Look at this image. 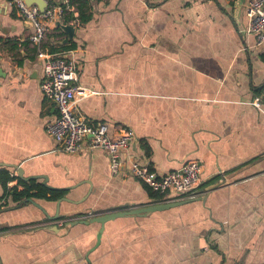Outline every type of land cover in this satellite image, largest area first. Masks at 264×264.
Instances as JSON below:
<instances>
[{"label": "crops", "instance_id": "1", "mask_svg": "<svg viewBox=\"0 0 264 264\" xmlns=\"http://www.w3.org/2000/svg\"><path fill=\"white\" fill-rule=\"evenodd\" d=\"M47 1V9L68 1L75 16L61 20L75 27L72 40L64 43L68 34L55 23L42 46L74 56L78 82L94 91L77 102L80 115L133 139L118 173L104 149H57L46 124L58 111L40 88L32 24L14 2H0V171L14 177L8 189L36 180L63 197L87 196L63 200L65 216L50 220L27 200L14 202L0 182V264H264V44L245 30L248 0H88L85 21L78 0ZM189 160L201 163L195 198L205 201L110 220L98 246L100 223L72 224L186 199L156 196L131 166L160 176ZM19 169L37 178L24 180ZM33 199L56 214V200Z\"/></svg>", "mask_w": 264, "mask_h": 264}, {"label": "built area", "instance_id": "2", "mask_svg": "<svg viewBox=\"0 0 264 264\" xmlns=\"http://www.w3.org/2000/svg\"><path fill=\"white\" fill-rule=\"evenodd\" d=\"M11 2H14L19 15L32 24L29 39L38 46V57L43 61L40 88L45 97L55 103L58 111L57 116L46 124L47 133L58 144L57 149L68 153H77L85 147L104 149L109 155L112 173H118L123 164V152L131 143L133 132L124 129L112 135L106 123L97 124L80 115L77 102L94 91L78 82L79 67L74 56L69 57L65 51L53 53L42 46L51 25L62 20L63 7H50L42 12L38 5H29L25 0ZM67 2L65 6L69 9ZM246 16V32L255 35L259 44H264V0H248ZM131 170L140 181L163 195L174 193L187 198L195 197L202 181L201 163L197 160H189L182 167L160 176L148 165L136 161L132 163Z\"/></svg>", "mask_w": 264, "mask_h": 264}, {"label": "water", "instance_id": "3", "mask_svg": "<svg viewBox=\"0 0 264 264\" xmlns=\"http://www.w3.org/2000/svg\"><path fill=\"white\" fill-rule=\"evenodd\" d=\"M6 1L11 2L12 0H6ZM25 2L29 5H32V4L38 5L42 12H44L48 6L47 0H25ZM56 23L59 27H61L63 30H65L66 33L68 34V38L64 40V43L68 42V40H72L74 32H75V27L73 25H70V24H64V23H62L61 20H58ZM18 174H19V177L23 178L24 180H28L29 178L30 179L31 178H37V176H31L28 178L24 177L22 169L18 170ZM44 184L46 185V183H44ZM207 191L209 192V190H207ZM86 198H87V196L83 197L80 200H73V199L66 197V196L63 198H60L59 200H57L58 208H57V212L54 216L49 215V213L45 210V208L42 207L39 203H37L33 198H29L27 201L36 205L40 209H42L43 212L45 213V215L50 220H53V219L56 220L58 218H62L63 216H65V215L60 214V206H61V202L63 200L78 204V203H81L82 201H84ZM195 200H204L205 201L206 199L203 197H199V198L192 197V198H186V199H182V200H173V201H168V202H161V203H157L154 205H149V206H145V207H137V208L126 209V210L125 209L119 210L123 207H118V208L112 209V211L93 216L89 220H77V221H74V223H72V224L76 225L79 222H82L85 224H90V223H94V222L100 223L101 226H100V229L97 233V243H96V246H98L101 243L102 234H103V231L105 228V224H106V222H108L110 220H114L116 218L129 216V215H131V216H147L152 212L161 211V210L169 209L172 207L180 206V205H183V204L195 201ZM93 249H91V250H93Z\"/></svg>", "mask_w": 264, "mask_h": 264}, {"label": "trees", "instance_id": "4", "mask_svg": "<svg viewBox=\"0 0 264 264\" xmlns=\"http://www.w3.org/2000/svg\"><path fill=\"white\" fill-rule=\"evenodd\" d=\"M71 4V1H70ZM64 9V22L69 23L75 19L74 13L69 12L68 9H66L65 6H62ZM75 7L77 8L79 12V17L81 21H85L87 17V12L90 10V5L88 0H78L75 2ZM74 47V46H73ZM53 53H57V49H49ZM13 176L10 175L8 171H0V182L4 186L6 193L12 194L13 201L17 204H21L25 200H28L29 198H44L49 199L53 201H57L60 198H62L65 195L64 191L60 190H53L49 189L46 186L38 183L36 180L31 181H23L20 180L22 188L13 187L12 189H8V182L13 180ZM158 197H163V194H160L158 192H153ZM160 195V196H159Z\"/></svg>", "mask_w": 264, "mask_h": 264}]
</instances>
